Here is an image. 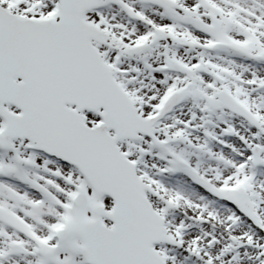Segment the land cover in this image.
Wrapping results in <instances>:
<instances>
[{
    "label": "snow or ice",
    "instance_id": "obj_1",
    "mask_svg": "<svg viewBox=\"0 0 264 264\" xmlns=\"http://www.w3.org/2000/svg\"><path fill=\"white\" fill-rule=\"evenodd\" d=\"M0 264H264V0H0Z\"/></svg>",
    "mask_w": 264,
    "mask_h": 264
}]
</instances>
